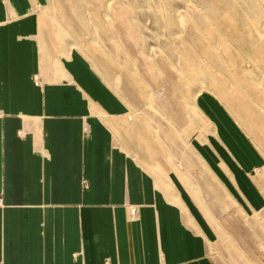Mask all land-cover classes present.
I'll return each mask as SVG.
<instances>
[{"label":"crops","instance_id":"1","mask_svg":"<svg viewBox=\"0 0 264 264\" xmlns=\"http://www.w3.org/2000/svg\"><path fill=\"white\" fill-rule=\"evenodd\" d=\"M47 4L0 0V264H220L209 215L264 209V146L211 91L123 95Z\"/></svg>","mask_w":264,"mask_h":264},{"label":"rangeland","instance_id":"2","mask_svg":"<svg viewBox=\"0 0 264 264\" xmlns=\"http://www.w3.org/2000/svg\"><path fill=\"white\" fill-rule=\"evenodd\" d=\"M47 1L41 38L81 48L101 72L108 65L123 95L175 94L196 117L191 101L211 91L264 146V0ZM229 211L209 215L221 236L215 257L264 264V209Z\"/></svg>","mask_w":264,"mask_h":264},{"label":"built area","instance_id":"3","mask_svg":"<svg viewBox=\"0 0 264 264\" xmlns=\"http://www.w3.org/2000/svg\"><path fill=\"white\" fill-rule=\"evenodd\" d=\"M129 214H130V217H131L132 219L135 218L136 215H137V209H136L135 207H131V208L129 209Z\"/></svg>","mask_w":264,"mask_h":264}]
</instances>
